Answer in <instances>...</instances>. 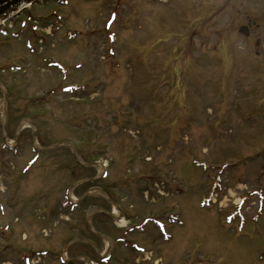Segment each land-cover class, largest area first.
Returning a JSON list of instances; mask_svg holds the SVG:
<instances>
[{
    "label": "rangeland",
    "instance_id": "obj_1",
    "mask_svg": "<svg viewBox=\"0 0 264 264\" xmlns=\"http://www.w3.org/2000/svg\"><path fill=\"white\" fill-rule=\"evenodd\" d=\"M1 28L0 264H264V0H38ZM127 228L146 254L110 249Z\"/></svg>",
    "mask_w": 264,
    "mask_h": 264
},
{
    "label": "water",
    "instance_id": "obj_2",
    "mask_svg": "<svg viewBox=\"0 0 264 264\" xmlns=\"http://www.w3.org/2000/svg\"><path fill=\"white\" fill-rule=\"evenodd\" d=\"M36 0H0V21L8 19Z\"/></svg>",
    "mask_w": 264,
    "mask_h": 264
},
{
    "label": "bare ground",
    "instance_id": "obj_3",
    "mask_svg": "<svg viewBox=\"0 0 264 264\" xmlns=\"http://www.w3.org/2000/svg\"><path fill=\"white\" fill-rule=\"evenodd\" d=\"M1 24H3V21L1 22ZM117 222H118V226H123L125 223V220L123 218H120ZM144 254H146L145 250H144Z\"/></svg>",
    "mask_w": 264,
    "mask_h": 264
}]
</instances>
